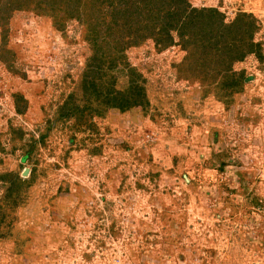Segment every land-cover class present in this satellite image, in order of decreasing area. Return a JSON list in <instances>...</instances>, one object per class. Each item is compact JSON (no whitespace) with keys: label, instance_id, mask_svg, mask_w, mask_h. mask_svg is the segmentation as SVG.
I'll return each mask as SVG.
<instances>
[{"label":"rangeland","instance_id":"obj_1","mask_svg":"<svg viewBox=\"0 0 264 264\" xmlns=\"http://www.w3.org/2000/svg\"><path fill=\"white\" fill-rule=\"evenodd\" d=\"M0 264H264V0H0Z\"/></svg>","mask_w":264,"mask_h":264},{"label":"trees","instance_id":"obj_2","mask_svg":"<svg viewBox=\"0 0 264 264\" xmlns=\"http://www.w3.org/2000/svg\"><path fill=\"white\" fill-rule=\"evenodd\" d=\"M124 12H126V10L124 11ZM116 13L117 14H119V13H122L121 11H116ZM191 22V21H190ZM115 100H117V98L115 97ZM75 109H80V107H78V108H75Z\"/></svg>","mask_w":264,"mask_h":264}]
</instances>
